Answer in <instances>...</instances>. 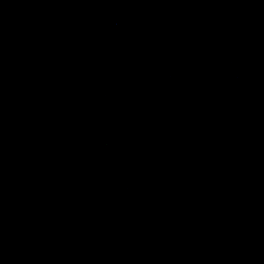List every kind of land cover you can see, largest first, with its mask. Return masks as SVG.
Returning a JSON list of instances; mask_svg holds the SVG:
<instances>
[{
	"label": "water",
	"instance_id": "95a60500",
	"mask_svg": "<svg viewBox=\"0 0 264 264\" xmlns=\"http://www.w3.org/2000/svg\"><path fill=\"white\" fill-rule=\"evenodd\" d=\"M0 264H264V0H0Z\"/></svg>",
	"mask_w": 264,
	"mask_h": 264
}]
</instances>
